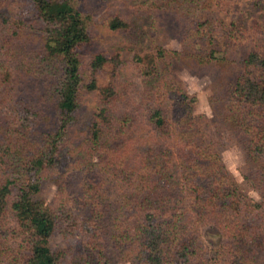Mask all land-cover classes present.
<instances>
[{
    "label": "trees",
    "instance_id": "1",
    "mask_svg": "<svg viewBox=\"0 0 264 264\" xmlns=\"http://www.w3.org/2000/svg\"><path fill=\"white\" fill-rule=\"evenodd\" d=\"M31 1L42 31V48L31 67L43 76L48 98L56 95L55 120L45 129L51 121L46 107L17 93L16 63L5 58L0 48V227L7 223L11 207L21 239L13 246L0 232V264H82L71 256L70 248L51 244L57 231L76 230L85 236L86 246L99 264L112 263L113 250H124V245L130 247L131 243L137 246L138 264H215L216 260L220 264H259L258 252L249 253L255 246L264 248V197L256 200L243 193L238 182H229L219 166L200 174L204 162L197 156L191 159L195 170L185 178L189 186L181 181L175 161L181 157L182 145L192 142L180 131L179 121L183 111L191 110L195 98L189 99L184 90L162 76L158 59L165 51L142 48L139 64L144 92L156 105L150 107L146 124H129L113 110L123 88L120 81L101 87L94 77L112 58L104 50L87 56V46L93 40L94 11L82 0ZM2 20L16 21L7 15ZM106 23L113 30L130 25L119 14L108 17ZM214 50L208 55L214 56ZM199 59L209 61L204 54H199ZM243 66L228 92V117L243 137L249 157L264 165V54L251 51ZM90 94L100 103L89 128L90 157L86 161L71 156L74 151L68 130L84 97ZM139 131L149 140L143 159L137 156ZM194 148L198 149L193 151L195 155L205 154L201 147ZM91 150L101 151L105 169L118 170L128 181L136 172L144 178L133 180V192L111 212L116 220L123 215L115 225L107 222L108 208L98 199L91 217L78 220L71 209L59 211L37 195L42 175L54 169L68 173L73 165L69 174L80 193L98 194L85 188L87 163L95 162ZM163 179L170 184L169 190L178 187L181 195L187 193L181 198L190 197L189 207L169 203L171 196L162 187ZM58 182L64 184L61 179ZM187 212L194 215L186 219ZM200 220L220 226L225 240L219 248L212 250L198 243L195 227Z\"/></svg>",
    "mask_w": 264,
    "mask_h": 264
},
{
    "label": "rangeland",
    "instance_id": "2",
    "mask_svg": "<svg viewBox=\"0 0 264 264\" xmlns=\"http://www.w3.org/2000/svg\"><path fill=\"white\" fill-rule=\"evenodd\" d=\"M83 4L94 11L93 40L87 46V56L98 50L107 52L109 59L103 67L95 72L98 84L108 86L120 81L121 95L114 105V113L121 121L129 124H146L150 107L155 106L154 99L144 92L143 75L141 74L139 56L142 48L153 52L159 49L165 55L158 60L162 76L184 90L191 101V110L183 111L179 121L180 131L189 145H182L183 151L176 159L181 181L185 186L187 173L193 172L192 158L197 156L204 162V169L221 167V172L229 177V182H238L243 193L256 200L264 197V165L253 161L246 149V144L229 120V109L226 99L230 87L244 71L243 62L251 51L264 54V0H82ZM119 14L129 22L127 28L111 29L106 19ZM15 19L4 22V16ZM41 23L37 20L36 11L31 0H0V48L5 58L16 63L15 87L17 93L26 96L46 107L51 121L44 126L51 128L55 120V97L48 98L43 76L33 72V64L37 53L42 48ZM8 42V44H6ZM4 45H3V44ZM2 44V45H1ZM3 46V47H1ZM10 48V50H9ZM212 48L214 56L208 53ZM177 50L179 54L171 53ZM199 54L209 57V61H200ZM86 69V68H85ZM100 103L95 94L85 96L78 109L75 121L68 130L69 144L72 145L75 158H89V128L93 116ZM183 136V135H182ZM121 140V139H120ZM149 140L138 132L137 156L144 158L148 150ZM195 146L204 150V155L193 153ZM92 151V150H91ZM95 162L87 163L85 171V188L98 194L80 193L75 178L68 173L50 170L42 175L38 196L49 206L57 210L71 209L78 220H87L102 201L108 208L107 222L115 225L114 208L126 201L135 188L134 181L144 178L138 172L128 181L118 170L105 169L101 151L91 152ZM87 161V160H86ZM95 163V164H94ZM83 167V166H82ZM79 169V168H78ZM80 170V169H79ZM186 176V177H185ZM199 177V176H198ZM63 180L64 184L58 180ZM90 179V184L88 180ZM134 180V181H133ZM98 183V185H97ZM165 193H168L172 206L184 208L190 206V197H183L180 188H172L166 179L162 180ZM66 186V189H65ZM189 194V193H188ZM181 210H178L181 213ZM194 214L187 212L190 218ZM135 220H130L133 222ZM195 221V220H194ZM254 220H247L249 224ZM256 224V223H254ZM256 230L254 225H250ZM17 218L10 207L7 223L0 227L4 237L16 246L20 242ZM197 241L204 248L214 250L224 243L225 237L220 226L214 221L198 222L195 227ZM84 235L78 230L72 232L57 231L51 238L54 248L68 247L71 256L82 264H99L92 250L86 246ZM125 246V249L113 250L112 263L138 264L137 246ZM130 244V245H131ZM258 252L259 264H264V248ZM213 252V251H211ZM215 254L214 252L212 253ZM101 264V263H100ZM215 264H220L218 260Z\"/></svg>",
    "mask_w": 264,
    "mask_h": 264
}]
</instances>
